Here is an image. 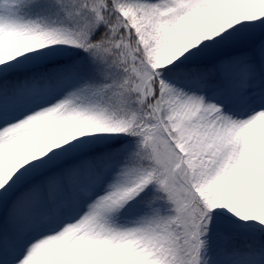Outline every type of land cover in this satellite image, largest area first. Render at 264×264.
<instances>
[{
  "label": "snow or ice",
  "instance_id": "snow-or-ice-1",
  "mask_svg": "<svg viewBox=\"0 0 264 264\" xmlns=\"http://www.w3.org/2000/svg\"><path fill=\"white\" fill-rule=\"evenodd\" d=\"M0 264H264V0H0Z\"/></svg>",
  "mask_w": 264,
  "mask_h": 264
}]
</instances>
